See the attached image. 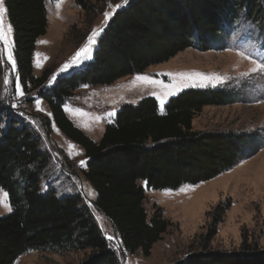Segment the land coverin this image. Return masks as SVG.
Returning <instances> with one entry per match:
<instances>
[{
    "label": "trees",
    "instance_id": "trees-1",
    "mask_svg": "<svg viewBox=\"0 0 264 264\" xmlns=\"http://www.w3.org/2000/svg\"><path fill=\"white\" fill-rule=\"evenodd\" d=\"M113 1L76 0V5L92 15L99 5ZM46 2L2 0L19 82L24 91L27 87L37 91L55 128L84 152L87 164L82 176L95 192L92 205L110 223L121 249L148 258L172 224L159 208L147 217L145 188L164 191L205 183L256 152L251 136L192 129L194 117L204 107L226 106L234 94L188 89L169 99L162 113L154 99L144 98L119 109L97 143L73 125L63 104L80 87L108 86L186 49L213 50L241 19L262 29L264 0H128L113 13L91 60L48 87L50 70L35 78L32 68L36 41L48 27ZM39 146L37 135L13 119L0 129V189L13 209L0 217V264H13L30 251H89L79 264H119L79 195L60 198L54 190L41 191L49 156ZM228 209L229 202L219 203L210 212L202 249L177 264H264V249L245 240L238 252L205 246Z\"/></svg>",
    "mask_w": 264,
    "mask_h": 264
},
{
    "label": "rangeland",
    "instance_id": "rangeland-1",
    "mask_svg": "<svg viewBox=\"0 0 264 264\" xmlns=\"http://www.w3.org/2000/svg\"><path fill=\"white\" fill-rule=\"evenodd\" d=\"M118 4L124 7L126 3L124 0L108 2L99 5L94 14L86 15L77 7L76 0H47L48 27L46 34L36 41L33 76L37 78L45 69L50 70L45 86L48 87L82 69L91 60L97 40L113 13L121 8H116ZM0 7H3L2 3ZM261 8L264 10V2ZM105 13L110 14L107 20ZM9 26L4 10V30L7 31ZM94 31L97 33L95 43L88 53L91 58H84L79 67L68 72H59L88 43V37ZM263 31L264 27L256 28L253 23L241 19L228 29L213 50L186 49L163 64L121 78L108 86L80 87L64 102L63 111L67 118L97 143L105 125L114 122L119 109L136 105L144 98L154 99L162 113L169 99L188 89H221L234 94L235 99L226 106L204 107L194 117L192 129L251 136L256 143V152L205 183L164 191L144 187L147 217L154 208H159L162 217L172 224L162 239L153 245L148 258L139 253L126 254L110 223L94 209L95 192L82 176L87 164L84 152L55 128L47 104L37 96V91L27 87L23 96L15 92L16 67L13 72L3 40H0V129L4 130L8 120L13 119L17 126L25 125L37 135L40 150L49 156V165L41 177V191L54 190L60 198L79 195L119 264H177L188 254L202 249L201 237L210 224V212L219 203L227 202L229 209L217 226L216 234L205 246L213 251L238 252L245 240L247 244L254 243L264 249V72L260 71L264 67ZM8 45L13 57L12 29L8 32ZM54 75L56 80L49 84ZM5 76L9 80L7 85ZM182 79L189 83H181ZM36 99L40 100L39 110ZM5 194L0 189V200L9 205ZM9 213L0 206V217ZM109 236L113 239L109 240ZM88 254L89 251H30L13 264H79Z\"/></svg>",
    "mask_w": 264,
    "mask_h": 264
},
{
    "label": "snow or ice",
    "instance_id": "snow-or-ice-1",
    "mask_svg": "<svg viewBox=\"0 0 264 264\" xmlns=\"http://www.w3.org/2000/svg\"><path fill=\"white\" fill-rule=\"evenodd\" d=\"M0 3H2V0H0ZM124 3H127V0H124ZM122 5H116V8L121 7ZM3 13H4V8L0 7V40H3L4 42V51L7 53V60L9 63H11L13 65V72H15V61L12 57V53L9 50V45H8V32L11 31V27L9 26L8 30L5 31L3 28ZM110 14L109 13H105V19L107 20L109 18ZM97 35V33L94 31L89 37H88V43L80 48L74 56H72V58L65 63L60 69L59 72L63 73V72H68L69 70L73 69L74 67H79L82 64V61L84 58H88L90 59L91 57L88 55L89 51H90V46L93 45L95 43V39L94 37ZM39 55V54H37ZM37 66H39V64H37ZM260 71L264 72V67L260 68ZM56 75H54L50 80H49V84H52L53 81L56 80ZM4 83L5 85H7L9 83L8 77L5 76L4 77ZM15 92L19 95V96H23L25 93L22 89V85L19 82V77L16 78V82H15ZM161 103H163V101H161ZM36 107L39 110L40 109V100L36 99L35 101ZM12 107H16V105H12ZM84 162L81 161V164H83ZM6 195V194H5ZM0 206H3L6 208V210L8 212H11L13 209L11 207V205L5 204L3 200H0ZM109 240H112L113 237L109 236L108 237Z\"/></svg>",
    "mask_w": 264,
    "mask_h": 264
},
{
    "label": "bare ground",
    "instance_id": "bare-ground-1",
    "mask_svg": "<svg viewBox=\"0 0 264 264\" xmlns=\"http://www.w3.org/2000/svg\"><path fill=\"white\" fill-rule=\"evenodd\" d=\"M184 82H188V80H184V79H182V81H181V83H184ZM189 83V82H188Z\"/></svg>",
    "mask_w": 264,
    "mask_h": 264
},
{
    "label": "water",
    "instance_id": "water-1",
    "mask_svg": "<svg viewBox=\"0 0 264 264\" xmlns=\"http://www.w3.org/2000/svg\"><path fill=\"white\" fill-rule=\"evenodd\" d=\"M98 212V211H97Z\"/></svg>",
    "mask_w": 264,
    "mask_h": 264
}]
</instances>
